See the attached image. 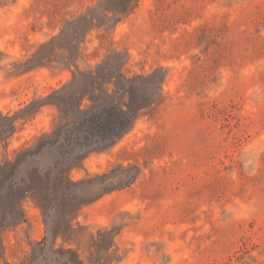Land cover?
I'll use <instances>...</instances> for the list:
<instances>
[{
    "label": "rangeland",
    "instance_id": "1",
    "mask_svg": "<svg viewBox=\"0 0 264 264\" xmlns=\"http://www.w3.org/2000/svg\"><path fill=\"white\" fill-rule=\"evenodd\" d=\"M0 264H264V0H0Z\"/></svg>",
    "mask_w": 264,
    "mask_h": 264
},
{
    "label": "trees",
    "instance_id": "2",
    "mask_svg": "<svg viewBox=\"0 0 264 264\" xmlns=\"http://www.w3.org/2000/svg\"><path fill=\"white\" fill-rule=\"evenodd\" d=\"M76 67L80 69V66L76 64ZM96 76V73H92L90 78L94 79ZM119 78L122 79L125 83L130 84V79L126 77V75L121 72L119 74ZM114 82V81H113ZM164 82V81H163ZM160 83L159 87L154 91L153 95L149 97V99H145L141 96H138L133 91V87H129L128 89L120 87V90H123L125 93V100L123 104H115L109 107L102 108L101 112L103 113L106 118L103 121H83V123H80L79 125L84 127H90L94 130L98 129L101 132H103L106 140H112L114 142H117L119 139H121L124 135H126L131 128L133 127L134 123L146 113L149 109L153 107L159 106L164 101V96L162 92V84ZM117 86L115 83H110ZM120 85H118L119 87ZM93 88L96 89L95 85H93ZM98 90V89H96ZM91 102L94 103H100V97L98 93H94L90 97ZM81 110V109H80ZM86 123V125H85ZM91 134V133H90ZM106 179L111 180L112 178L107 177ZM136 180V177H133V181ZM129 182V181H128ZM132 182H129L128 184H131ZM128 184L126 187H128ZM100 188V187H98ZM124 187H120V189H123ZM100 190V189H95ZM116 189H104L101 191V196L111 193L115 191ZM98 192V191H96ZM100 192V191H99Z\"/></svg>",
    "mask_w": 264,
    "mask_h": 264
}]
</instances>
